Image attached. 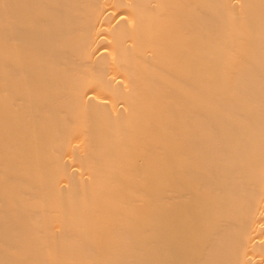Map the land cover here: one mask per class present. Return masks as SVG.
<instances>
[{"label": "bare ground", "instance_id": "1", "mask_svg": "<svg viewBox=\"0 0 264 264\" xmlns=\"http://www.w3.org/2000/svg\"><path fill=\"white\" fill-rule=\"evenodd\" d=\"M0 264H264V0H0Z\"/></svg>", "mask_w": 264, "mask_h": 264}]
</instances>
